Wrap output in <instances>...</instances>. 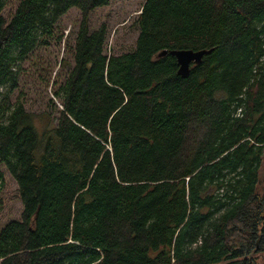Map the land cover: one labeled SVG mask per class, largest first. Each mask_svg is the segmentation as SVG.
I'll return each instance as SVG.
<instances>
[{
    "label": "trees",
    "instance_id": "1",
    "mask_svg": "<svg viewBox=\"0 0 264 264\" xmlns=\"http://www.w3.org/2000/svg\"><path fill=\"white\" fill-rule=\"evenodd\" d=\"M111 1L19 0L7 20L0 0V166L22 203L0 264H258L264 0H145L133 49L109 54L90 14ZM51 40L59 104L30 112L16 62ZM164 49L211 51L182 77Z\"/></svg>",
    "mask_w": 264,
    "mask_h": 264
},
{
    "label": "rangeland",
    "instance_id": "2",
    "mask_svg": "<svg viewBox=\"0 0 264 264\" xmlns=\"http://www.w3.org/2000/svg\"><path fill=\"white\" fill-rule=\"evenodd\" d=\"M145 0H113L109 5L95 9L90 14L91 29L105 23L108 28L107 52L121 53L130 51L138 34L137 16ZM19 0H7L2 10L3 16L9 20L14 13ZM79 12L71 9L60 21L64 39L73 37ZM64 42L51 40L43 48L36 50L29 59L17 61V85L9 92L10 101L20 99L28 111L39 113L51 108L50 99L55 104L59 101L52 95V81L63 79L66 68H59L60 59L65 57ZM19 66V69L18 67ZM3 91L5 90L2 89ZM55 115V114H54ZM0 179V228L10 220L20 218L22 203L19 197L17 183L11 174L1 165ZM264 156L258 172L259 185L263 184ZM258 264H264V258Z\"/></svg>",
    "mask_w": 264,
    "mask_h": 264
},
{
    "label": "water",
    "instance_id": "3",
    "mask_svg": "<svg viewBox=\"0 0 264 264\" xmlns=\"http://www.w3.org/2000/svg\"><path fill=\"white\" fill-rule=\"evenodd\" d=\"M211 49H200L193 51L191 49H172V50H162L159 52V56L169 53L174 56L178 64L177 74L182 77H186L190 71V64H198L204 54H207Z\"/></svg>",
    "mask_w": 264,
    "mask_h": 264
}]
</instances>
